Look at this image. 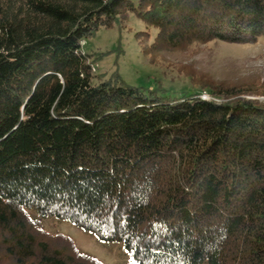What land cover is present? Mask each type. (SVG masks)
Segmentation results:
<instances>
[{
    "label": "trees",
    "instance_id": "trees-1",
    "mask_svg": "<svg viewBox=\"0 0 264 264\" xmlns=\"http://www.w3.org/2000/svg\"><path fill=\"white\" fill-rule=\"evenodd\" d=\"M132 11L157 29L136 33L151 63L264 39V0H0V264H102L50 217L135 264H264V100L245 96L264 79L181 64L195 91L94 83L84 42Z\"/></svg>",
    "mask_w": 264,
    "mask_h": 264
},
{
    "label": "rangeland",
    "instance_id": "rangeland-1",
    "mask_svg": "<svg viewBox=\"0 0 264 264\" xmlns=\"http://www.w3.org/2000/svg\"><path fill=\"white\" fill-rule=\"evenodd\" d=\"M146 30L150 31L153 39L157 29L148 27L132 11L126 21L112 28H102L84 42V49L94 60L93 70L97 74L94 83L119 78L124 84L140 87L146 92L155 90L157 94L179 95L184 91H195L197 85L184 73L178 72L181 64L192 65L198 75H206L215 82L236 83L242 88L252 80L264 79V39L255 44L219 40L194 43L182 51L162 53L156 63H151L143 54L136 35ZM201 96L216 102L222 100L207 89L202 90ZM245 96L264 100V95ZM42 225L53 234L70 236L82 251L102 264H135L122 242H101L76 224L55 217L44 219Z\"/></svg>",
    "mask_w": 264,
    "mask_h": 264
},
{
    "label": "built area",
    "instance_id": "built-area-1",
    "mask_svg": "<svg viewBox=\"0 0 264 264\" xmlns=\"http://www.w3.org/2000/svg\"><path fill=\"white\" fill-rule=\"evenodd\" d=\"M202 97V96H201ZM202 98H204V99H208L207 97H205V96H203Z\"/></svg>",
    "mask_w": 264,
    "mask_h": 264
}]
</instances>
